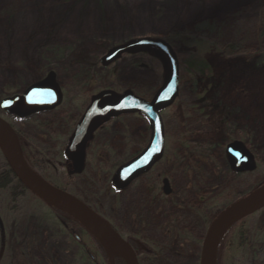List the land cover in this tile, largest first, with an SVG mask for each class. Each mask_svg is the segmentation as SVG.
Instances as JSON below:
<instances>
[{"label":"rangeland","instance_id":"rangeland-1","mask_svg":"<svg viewBox=\"0 0 264 264\" xmlns=\"http://www.w3.org/2000/svg\"><path fill=\"white\" fill-rule=\"evenodd\" d=\"M205 23L223 25L221 33L206 30ZM179 34L195 39L194 57L224 60L218 83L213 82L217 88L209 94L218 89L217 98L227 94V106L249 114L245 124L251 133L230 119L226 134H210L192 108L196 91L183 64L191 51L175 43L179 93L161 113L162 158L124 190L112 187L116 168L136 156L150 135L144 116L123 115L94 133L83 172L68 175L64 149L92 94L129 88L150 100L162 83V64L147 53L124 54L108 66L100 63L103 54L128 38ZM208 50L213 53L207 56ZM237 57L256 60L238 82ZM50 70L62 91L58 106L25 117L0 109V117L18 133L31 170L88 201L124 239L133 240L139 264H199L210 221L264 182V148L255 147L256 167L249 172H232L224 157L230 139L264 145V0H0V100L21 94ZM3 161L0 151V165ZM163 177L171 186L167 197L161 191ZM51 208L26 187L0 189L2 228L11 238L0 264H110L81 225L75 238L62 224L66 219ZM261 210L230 229L217 264L261 262L256 254L259 239L264 240ZM242 225L247 236L240 246Z\"/></svg>","mask_w":264,"mask_h":264},{"label":"water","instance_id":"water-1","mask_svg":"<svg viewBox=\"0 0 264 264\" xmlns=\"http://www.w3.org/2000/svg\"><path fill=\"white\" fill-rule=\"evenodd\" d=\"M147 53L157 58L163 67L162 83L150 100L132 89L120 92L101 89L90 96L84 112L75 125L64 149L68 175H79L85 167L86 150L94 133L110 120L123 115L138 114L149 123L150 135L145 147L133 158L116 168L111 184L122 191L133 181L148 173L164 152V124L161 113L173 105L179 93V60L172 45L164 38L136 36L112 45L100 58L108 66L124 54ZM62 101V91L56 74L50 70L39 81L27 86L21 94L0 100V109L7 115L25 117L38 111L53 109ZM0 151L16 178L44 203L75 219L106 253L109 263L119 256L126 264H139L130 242L124 239L110 222L76 196L39 178L25 162L20 143L12 125L0 117ZM230 166L235 172L255 169L254 156L241 141L227 146ZM161 191L171 193L169 180L163 177ZM264 208V182L255 190L218 213L204 235L199 264H216V252L223 235L237 222ZM0 234L4 231L0 225ZM3 241V240H2Z\"/></svg>","mask_w":264,"mask_h":264},{"label":"trees","instance_id":"trees-1","mask_svg":"<svg viewBox=\"0 0 264 264\" xmlns=\"http://www.w3.org/2000/svg\"><path fill=\"white\" fill-rule=\"evenodd\" d=\"M203 27L206 30L214 31L216 33H221L223 25L205 23V24H203ZM166 40L172 45L173 48H175L174 44L177 43L180 45H184L186 48H189V50L191 51V57L186 59L183 64H184V69L193 78L194 88L196 91L197 100H196V102H194V105L192 106V108L195 112L198 113V115L206 123L207 127L209 128V132L212 136L216 137L219 134L224 133V132L226 134L227 133V128H226L227 125L226 124L228 123V120L231 119V117L227 118V114H226L227 110L226 109L229 108V110H230V107L226 105L225 100L217 98V92H218L217 90L218 89H216L213 92L214 93L213 95L209 94V92H211V91H213V89L217 88L216 87L217 83H215V85H213L214 84L213 82L216 81V76L218 77L217 70H219V71L221 70V68L223 67V64H224V60L221 59L220 61H216L215 55L214 56L210 55L211 61H209L207 59V57H206L207 60H205L204 58L198 59V58L194 57L195 53L193 51L198 50V46L195 43L196 41L194 38L186 37L184 35L179 34V35H175V36H169L166 38ZM193 48H195V49H193ZM205 53H207V56H208L210 53H213V52L208 50ZM234 61H235V59H234ZM215 64H218L220 67L219 66L216 67ZM221 65H222V67H221ZM214 69H216V70H214ZM206 72H207V75H206ZM224 105H225V107H224ZM222 107H224V111L222 110ZM177 113L175 114V116H177V119H181L182 117H180L179 116L180 114H177ZM224 119L226 122H223ZM230 169L232 172L237 173V172L233 171L231 167H230ZM12 185L14 187H21V186L24 187L20 183V181L16 178V176L13 174V172L9 168L8 164L5 161H3L0 165V189H5V188H8ZM62 190L65 191L64 188H62ZM72 195L79 198L75 194H72ZM79 199L81 201H83L85 204H87L94 211L97 212V210L88 201L83 200L81 198H79ZM51 209L55 211V214L61 215L64 217L63 219H66V221H64L62 223L63 225L67 224L69 228H72V227L74 228V224L72 223V221H70L71 218L69 217V215L67 216V214H65L64 212H62L61 210H59L57 208L52 207ZM263 210H264V208L261 211H263ZM244 221L245 220L242 219L239 222H237L236 224H242V223H244ZM78 226H80V225L78 224ZM229 231H230V229L223 235V237L220 240V243ZM246 234H247V230L242 225L237 232V236H238V239L240 241V246H242L244 243H246L245 242V237L247 236ZM262 240L263 239H259L258 248H256V254L261 259V262L258 261L255 264H264V240L263 241ZM220 243L217 247V251H218V248L220 246ZM102 251H103V249H102ZM103 254H104V256L106 255V253L104 251H103ZM116 261H120V263H124L122 258L117 257V256L114 257V264L116 263ZM216 262H217V252H216Z\"/></svg>","mask_w":264,"mask_h":264},{"label":"flooded vegetation","instance_id":"flooded-vegetation-1","mask_svg":"<svg viewBox=\"0 0 264 264\" xmlns=\"http://www.w3.org/2000/svg\"><path fill=\"white\" fill-rule=\"evenodd\" d=\"M255 58H254V60L253 59H250L249 57H237V58H235V62H234V65H235V68H236V80H237V82L238 81H242V79H243V77L242 76H245L244 75V70H246V69H250V68H252V69H254L255 68V65H256V63H255ZM243 71V72H242ZM218 83V82H217ZM226 93V92H225ZM227 94H225V96H226ZM224 95L223 96H221V99H225L226 101H227V98L225 97ZM174 104V103H173ZM224 107H225V105H224ZM224 107H222V110L224 111ZM227 111H226V114H227V118L229 117H231V119L234 121V123L236 124H242V126L243 127H248L247 129L245 128L244 130L245 131H243V132H246L247 130V133H246V135H248V134H250L251 133V131H250V126L246 123L245 124V121H249V114H247L246 112H242V114H241V111H239L238 109H237V106H236V108H233L232 106H231V108H230V110H229V108L228 109H226ZM222 111V112H223ZM246 117H248V119L247 120H245L246 119ZM227 120V119H226ZM247 121V122H248ZM223 122H226L225 121V119L223 120ZM236 124V125H237ZM226 125H228V123L226 124ZM227 127V126H226ZM103 128V127H102ZM102 128H100V129H102ZM14 129V128H13ZM243 130V129H242ZM16 132V131H15ZM16 134H17V137H18V140H19V136H18V133L16 132ZM249 137H251V135H249ZM190 139H191V137H190ZM192 139H193V137H192ZM191 139V140H192ZM195 139V138H194ZM226 139V138H225ZM224 139V140H225ZM234 140H238V141H241L242 142V144H243V146L248 150V151H250L251 153H252V155L254 156V160H255V162H256V158H255V154H254V150H255V147H257V149L260 151V150H262L263 148H264V145H263V147H262V144L258 147V146H254V145H251V147L249 146V144L247 145V143H245V141L243 140V139H230V141L227 143H225V148H224V157H225V162H228V164L230 165V160H229V157H228V154H227V146H228V144L229 143H231L232 141H234ZM214 141V140H213ZM226 141H227V139H226ZM20 142V141H19ZM218 142L219 141H214V143H215V145H220V144H218ZM223 142L224 141H222L221 143L223 144ZM21 147V146H20ZM88 147H89V145H88ZM87 147V148H88ZM251 149H250V148ZM6 162V161H5ZM231 167V166H230ZM85 168V167H84ZM150 172V171H149ZM147 174V173H146ZM143 176V175H142ZM171 193H172V191H171ZM170 193V194H171ZM170 194H168V195H164L165 197H167V196H169ZM87 205V204H86ZM68 216V215H67ZM71 219H70V221H72V223L74 224V228L72 227V228H69L68 227V225L66 224V225H64V227L66 228V229H68L70 232H71V235L73 236L74 235V237L75 238H78V236H77V234L76 233H74V231L76 232V230H77V227H78V222L75 220V219H73L71 216H69ZM0 225L1 226H4V224H3V221H2V219L0 218ZM80 225V224H79ZM4 229V228H3ZM93 238V237H92ZM10 236H8V235H6V234H4L3 235V238H2V236H1V234H0V259L3 257V255L5 254V252H6V248H7V241L9 242L10 241ZM3 240V241H2ZM131 243V246H132V248L134 249V251H135V249L137 248V245H136V243L132 240V241H130ZM216 264H217V262H216Z\"/></svg>","mask_w":264,"mask_h":264},{"label":"bare ground","instance_id":"bare-ground-1","mask_svg":"<svg viewBox=\"0 0 264 264\" xmlns=\"http://www.w3.org/2000/svg\"><path fill=\"white\" fill-rule=\"evenodd\" d=\"M44 22V21H43ZM21 183V182H20ZM22 184V183H21ZM23 185V184H22Z\"/></svg>","mask_w":264,"mask_h":264}]
</instances>
